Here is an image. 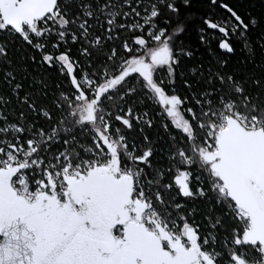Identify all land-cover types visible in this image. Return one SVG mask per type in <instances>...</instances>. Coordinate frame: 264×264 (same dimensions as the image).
Returning <instances> with one entry per match:
<instances>
[{
  "label": "snow or ice",
  "instance_id": "obj_1",
  "mask_svg": "<svg viewBox=\"0 0 264 264\" xmlns=\"http://www.w3.org/2000/svg\"><path fill=\"white\" fill-rule=\"evenodd\" d=\"M0 264H264V0H0Z\"/></svg>",
  "mask_w": 264,
  "mask_h": 264
},
{
  "label": "trees",
  "instance_id": "obj_2",
  "mask_svg": "<svg viewBox=\"0 0 264 264\" xmlns=\"http://www.w3.org/2000/svg\"><path fill=\"white\" fill-rule=\"evenodd\" d=\"M255 3H256L257 5H259L260 0H255ZM257 10L259 11L260 9H257Z\"/></svg>",
  "mask_w": 264,
  "mask_h": 264
}]
</instances>
